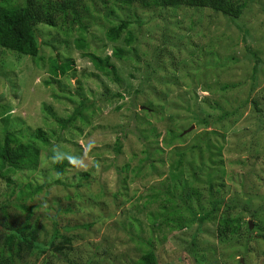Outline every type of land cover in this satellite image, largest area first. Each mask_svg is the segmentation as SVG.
Listing matches in <instances>:
<instances>
[{"label": "rangeland", "instance_id": "rangeland-1", "mask_svg": "<svg viewBox=\"0 0 264 264\" xmlns=\"http://www.w3.org/2000/svg\"><path fill=\"white\" fill-rule=\"evenodd\" d=\"M79 3L81 28L37 27L38 58L0 47V149L9 132L40 151L34 170H0V264H138L149 251L157 264H264V0L236 20ZM122 21L130 47L105 37ZM114 48L119 83L81 56ZM51 60L74 66L53 78ZM226 219L238 234H219Z\"/></svg>", "mask_w": 264, "mask_h": 264}, {"label": "trees", "instance_id": "trees-1", "mask_svg": "<svg viewBox=\"0 0 264 264\" xmlns=\"http://www.w3.org/2000/svg\"><path fill=\"white\" fill-rule=\"evenodd\" d=\"M248 0H124L127 6L137 5L139 8H178L186 7L194 10H209L225 18L236 20L241 17L246 9ZM79 0H0V47L21 56L36 59L39 55L37 41V27L44 25L55 28L61 19L70 18V22L81 28V16ZM130 24L122 21L116 26L110 27L105 33L109 43H116L122 34H126L124 43L130 47L134 42L132 34L128 31ZM79 38L75 41V47L83 50L85 45ZM82 58L86 59L95 72L119 83L116 68L110 59L124 60V52L119 48L112 50L111 56L100 58L99 56L83 52ZM70 60L65 65H59L54 60L50 61L49 74L53 78L64 77L73 67ZM118 96V95H117ZM115 96V97H117ZM120 97V96H119ZM87 108L86 103L80 101L72 115L67 120H57L62 127H66L78 118ZM35 136L42 143H46L45 135L41 130L35 131ZM120 142L117 144V152ZM40 151L32 143H22L13 134L6 132L0 149V170L5 168L34 170L39 164ZM66 164L57 162L55 171L62 175ZM27 210V209H26ZM234 220H223L219 225L221 236H232L239 233V226H234ZM29 243V239H24ZM138 264H157L156 254L149 251L144 254Z\"/></svg>", "mask_w": 264, "mask_h": 264}]
</instances>
